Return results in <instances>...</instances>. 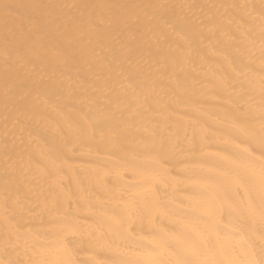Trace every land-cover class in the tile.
<instances>
[{"label":"bare ground","instance_id":"bare-ground-1","mask_svg":"<svg viewBox=\"0 0 264 264\" xmlns=\"http://www.w3.org/2000/svg\"><path fill=\"white\" fill-rule=\"evenodd\" d=\"M262 160L264 0H0V264H259Z\"/></svg>","mask_w":264,"mask_h":264},{"label":"snow or ice","instance_id":"snow-or-ice-1","mask_svg":"<svg viewBox=\"0 0 264 264\" xmlns=\"http://www.w3.org/2000/svg\"><path fill=\"white\" fill-rule=\"evenodd\" d=\"M261 175H262V188H261V201H262V206H261V211H260V218H261V223L264 225V160L261 161ZM249 212L251 210H248ZM117 225L119 226V222H117ZM214 225L212 223H208L206 225V231L209 233L212 231ZM122 231L126 232L127 229L124 228ZM261 240L262 244H264V231H262L261 234ZM161 264H169L168 261H163ZM176 264H200V262L193 260V259H181L176 262ZM259 264H264V260H261Z\"/></svg>","mask_w":264,"mask_h":264}]
</instances>
